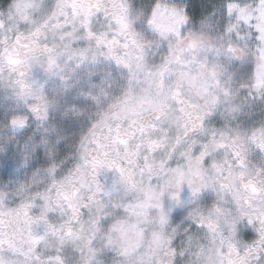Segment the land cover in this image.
I'll list each match as a JSON object with an SVG mask.
<instances>
[{"label":"snow or ice","instance_id":"6c2138e0","mask_svg":"<svg viewBox=\"0 0 264 264\" xmlns=\"http://www.w3.org/2000/svg\"><path fill=\"white\" fill-rule=\"evenodd\" d=\"M0 264H264V0H0Z\"/></svg>","mask_w":264,"mask_h":264},{"label":"trees","instance_id":"16d2710c","mask_svg":"<svg viewBox=\"0 0 264 264\" xmlns=\"http://www.w3.org/2000/svg\"><path fill=\"white\" fill-rule=\"evenodd\" d=\"M209 2H210V0H209Z\"/></svg>","mask_w":264,"mask_h":264}]
</instances>
